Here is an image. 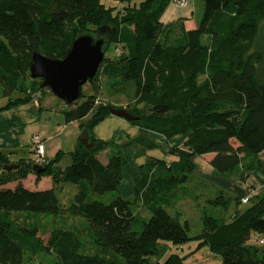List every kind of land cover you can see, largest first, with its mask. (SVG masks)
<instances>
[{"label": "trees", "instance_id": "trees-1", "mask_svg": "<svg viewBox=\"0 0 264 264\" xmlns=\"http://www.w3.org/2000/svg\"><path fill=\"white\" fill-rule=\"evenodd\" d=\"M132 1L117 0L122 7L116 10L99 0H0V97L6 99L0 112L25 105L47 89L29 77L35 47L63 59L78 33L94 35L102 29L110 35L89 83L93 94H80L63 111V122H77L79 138L91 147L78 141L68 153L69 166L58 167L59 151L40 166L41 172L32 160L13 162L0 152V264H26L24 256L41 251L53 254L57 264H183L188 252L170 250L189 243H194L190 254L205 248L219 264H264V248L250 244L252 238L264 237V192L248 197L247 207L229 222L203 214L195 236L177 209L181 202L200 199L186 186L193 157L212 154L213 172L240 183L260 171L264 0H203L198 27L182 28L177 37L168 28L162 35L161 17L169 0ZM111 45L120 51L105 57ZM100 80L109 95L124 97L125 110L138 117L130 122L140 130L135 139L121 145L95 139L94 128L114 108L98 104L94 93ZM13 92L19 96L10 99ZM147 132L163 139L179 136L184 142L169 150L175 162L148 159L133 182L132 199H122L117 189L126 163L123 147H150ZM104 151L102 163L98 155ZM30 174L36 180L49 177L52 188L26 189L21 181ZM10 183L15 187L2 188ZM67 183L76 186V193L62 210L54 191ZM107 193L106 203L94 197ZM240 199H234L236 205ZM231 200L218 193L206 203L225 209ZM20 212L54 217L66 212L83 219L86 243L76 231L57 229L42 245L36 228L14 227L9 216Z\"/></svg>", "mask_w": 264, "mask_h": 264}, {"label": "crops", "instance_id": "crops-1", "mask_svg": "<svg viewBox=\"0 0 264 264\" xmlns=\"http://www.w3.org/2000/svg\"><path fill=\"white\" fill-rule=\"evenodd\" d=\"M43 94L44 91L41 95L33 97L25 105L0 112V152L9 154L8 158L10 161L15 162L21 159H29L32 153L33 137L35 136L41 139L44 146L45 143H52L49 146L51 155H55L58 151L62 152L64 149L63 143L59 138L68 129L70 131L67 133V136L70 144L67 151L71 152L78 142L76 141L78 134L75 129L78 123L71 122L66 124L63 122V111L66 110V106L56 101V97V99H52V97L47 96L43 99ZM50 116H54L55 119H50ZM93 134L95 139L104 143L121 145L138 137L140 130L130 122L109 114L94 128ZM145 137L151 145L150 147L135 144H126L123 147L126 163L121 169V179L117 189V193L122 199H132L133 182L138 179L140 167L148 159L165 161L167 163L175 162L177 158L170 155L169 150L171 148H180L184 142V139L179 136L163 139L158 134L152 132H147ZM27 152L30 154L29 156L25 155ZM106 152L101 153L102 159L99 158L102 163L106 162ZM45 153L46 149L44 147V155ZM212 157V154H207L192 158L194 170L187 183L193 179L191 177L192 174L202 177V179L210 181L215 185L217 194H226L231 199L232 196L236 198H252L264 192V150L258 155L260 171L248 174L245 183L233 181V177L225 178L216 175L209 164ZM190 182L193 186V181ZM21 183L26 189L32 191H42L52 188L49 177H41L39 180H36V177L31 174L22 180ZM15 185L16 183H10L2 188L12 189ZM210 198L213 197L207 199ZM186 201L194 204L190 200ZM236 211L242 210L236 209ZM234 214H230L229 218L224 221L229 222Z\"/></svg>", "mask_w": 264, "mask_h": 264}, {"label": "rangeland", "instance_id": "rangeland-1", "mask_svg": "<svg viewBox=\"0 0 264 264\" xmlns=\"http://www.w3.org/2000/svg\"><path fill=\"white\" fill-rule=\"evenodd\" d=\"M141 1L144 0H133L131 4L135 3L138 5ZM173 1L175 0H169V3L164 10V13L161 17L162 22L165 25V29L162 32V35H164V31L166 28H168L169 35L171 37H177L179 35V32L184 28V30L189 29H195L198 27V24L202 18L203 14V0H184L186 1V6L183 8H180L176 6ZM99 2L103 3L105 6L109 7H115L116 10H121V7L117 0H99ZM118 51L119 48H118ZM118 51L115 52L113 49V46L111 45L108 50L105 53V57H112L113 55L117 54ZM97 90H96V99L98 104H109L114 106L116 109H125L126 106V100L124 97L121 96H112L109 95L106 91L105 84L103 81L97 82ZM81 94L83 96L92 95L93 91L91 89V86L89 83H85L81 87ZM19 96L17 92H13L10 96V99H15ZM47 96L52 97V99H56L55 96L47 89L44 90L43 99ZM83 100V97L79 99L77 102L80 103ZM56 101H59V103H62V105L65 106V104L59 100L58 98ZM6 102L5 98L0 97V107L4 105ZM50 119H55L54 116H50ZM73 129V128H71ZM77 136L76 141L79 140L80 136V129L77 126L76 128ZM70 130L68 129L59 139L63 143L64 149L62 150V155L60 156V160L58 162V167L61 169L66 168L70 165L71 159L69 156L68 146L70 144V141L68 139L67 133ZM52 143H45L46 153H45V162L53 160L55 155H51L49 152V146ZM77 144V143H76ZM75 146V145H74ZM59 152V151H58ZM26 156H29L30 154L27 152L25 154ZM98 158L102 159V154L98 155ZM29 160H32V153L31 157H29ZM193 179L190 181H193V186L191 185V182L186 184V186L193 192V194L200 197V199L197 202H194L192 204L189 201L181 202L178 205V211L182 215V219L186 220L189 224V235L195 236L201 232L202 223H201V217L203 214H207L209 216H212L214 218H223V220H226L229 218L230 214H234L235 210H244L247 205L245 204H238L235 203V196H232V200L229 203V205L225 209H217L210 207L206 200L209 197H214L217 192L215 191V185L207 180L202 179V177L194 176L192 174L191 176ZM233 181H236L235 179ZM55 196L58 202V205L62 210L67 209L70 204L73 202L74 195L76 193V186L73 184H63L55 188ZM110 193L96 196L94 197L103 202H108V199L110 197ZM145 215L143 212L141 213ZM9 219L12 220L16 225L14 227L16 228H25V229H37V235L36 237L42 242V245H46V242L49 238V235L52 231L61 229V230H73L79 233L80 239L83 243H86V230L85 227H87V223L82 219L73 218L67 215L66 212H62L59 216L54 217L47 214H33L29 212H20V213H11L9 216ZM262 239L264 241V237H254L250 240V244L255 245L259 250L264 248V244H260L259 240ZM194 247V243H189L188 245L182 246L181 248H174L171 249L170 252L172 253H178V254H185L187 253L188 257L183 262V264H219V260L212 256L209 252H207V249H200L197 251L192 252L191 254L189 251ZM169 252L167 253V255ZM166 255V256H167ZM24 260L26 261V264H57V260L55 256L51 253H45V252H38L35 255L28 257L24 256ZM25 264V263H24Z\"/></svg>", "mask_w": 264, "mask_h": 264}, {"label": "water", "instance_id": "water-1", "mask_svg": "<svg viewBox=\"0 0 264 264\" xmlns=\"http://www.w3.org/2000/svg\"><path fill=\"white\" fill-rule=\"evenodd\" d=\"M109 36L107 31L102 29L94 35L78 33L63 59H52L35 47L29 67V77L40 79L42 88L49 89L63 103L75 102L81 94V87L85 83H90L95 77L103 60L104 48ZM109 114L128 122L138 119L125 109L110 108ZM78 141L87 148L91 147L85 138H79ZM34 168L37 172L42 171L40 166Z\"/></svg>", "mask_w": 264, "mask_h": 264}, {"label": "built area", "instance_id": "built-area-1", "mask_svg": "<svg viewBox=\"0 0 264 264\" xmlns=\"http://www.w3.org/2000/svg\"><path fill=\"white\" fill-rule=\"evenodd\" d=\"M173 3L180 7L183 8L186 6V1L184 0H175ZM32 161L34 164L43 166L46 162L44 159V147L42 145V141L38 136L33 137V142H32ZM249 202L248 197H242L240 199L241 204H247ZM260 244H263V241H259Z\"/></svg>", "mask_w": 264, "mask_h": 264}, {"label": "bare ground", "instance_id": "bare-ground-1", "mask_svg": "<svg viewBox=\"0 0 264 264\" xmlns=\"http://www.w3.org/2000/svg\"><path fill=\"white\" fill-rule=\"evenodd\" d=\"M248 204H249V202L247 204H245V205H248Z\"/></svg>", "mask_w": 264, "mask_h": 264}]
</instances>
